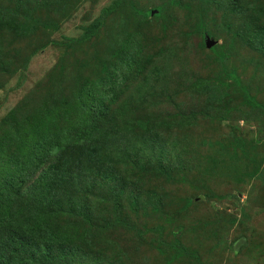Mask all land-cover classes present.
<instances>
[{
  "label": "rangeland",
  "instance_id": "1",
  "mask_svg": "<svg viewBox=\"0 0 264 264\" xmlns=\"http://www.w3.org/2000/svg\"><path fill=\"white\" fill-rule=\"evenodd\" d=\"M26 1L0 31V147L21 118L27 144L64 128L104 66L120 91L99 164H68L107 177L59 192L45 264H264V0Z\"/></svg>",
  "mask_w": 264,
  "mask_h": 264
},
{
  "label": "trees",
  "instance_id": "2",
  "mask_svg": "<svg viewBox=\"0 0 264 264\" xmlns=\"http://www.w3.org/2000/svg\"><path fill=\"white\" fill-rule=\"evenodd\" d=\"M23 1L0 0V31L6 28L17 33L13 19L25 12ZM37 1V4L44 2ZM110 9L111 6L105 8L106 11ZM150 14L151 10L144 13L145 16ZM89 38L90 34H87L83 40ZM112 71L109 66H104V73L101 70L95 81L88 82V86L82 85L79 90L81 112L74 116L68 114L64 128L39 133L36 125L31 129L34 136L32 144H27L26 131L30 129L21 118L14 125L13 133L11 132V137L15 135L11 139V142H15V148L6 152V147H0V164L8 167L0 183V264L26 263V260L41 264L53 263L67 254V247L64 246V241L61 242L66 233L48 227L44 218L57 216L63 209L59 192H68L70 188L78 189L80 184H87L86 188H91L86 182L88 177L94 178L93 175L86 176L89 169H94L102 181L107 177L100 173L99 167L93 168L83 162L79 155L76 158L80 161L74 159L73 167L68 164L74 151L84 155L89 163L99 164L101 148L97 147L110 137L107 133L110 121L121 114L120 109H112V104L120 96L117 86L110 80ZM225 72L228 79L247 93L235 71L228 72L225 69ZM86 95L87 101L84 100ZM249 100L254 103L252 98ZM53 111H56L55 107L49 113ZM1 171L3 170L0 168ZM81 171L83 178H78ZM81 216L86 218L83 214ZM36 217L43 223L32 227ZM20 230H24L23 233ZM19 256L22 257L20 261Z\"/></svg>",
  "mask_w": 264,
  "mask_h": 264
},
{
  "label": "water",
  "instance_id": "3",
  "mask_svg": "<svg viewBox=\"0 0 264 264\" xmlns=\"http://www.w3.org/2000/svg\"><path fill=\"white\" fill-rule=\"evenodd\" d=\"M212 44H213V42L212 43H208V46L210 47Z\"/></svg>",
  "mask_w": 264,
  "mask_h": 264
}]
</instances>
